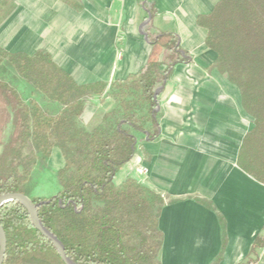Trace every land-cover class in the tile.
<instances>
[{
    "label": "trees",
    "instance_id": "obj_1",
    "mask_svg": "<svg viewBox=\"0 0 264 264\" xmlns=\"http://www.w3.org/2000/svg\"><path fill=\"white\" fill-rule=\"evenodd\" d=\"M197 22L207 30L206 45L217 54L214 66L238 87L242 107L254 120L243 139L238 165L264 184V0H219ZM150 44L144 68L112 86L117 88L121 115L112 119L107 115L103 124L90 130L78 125L77 119L86 98L102 94L104 83H76L45 51L12 53L0 46V195L30 197L42 224L77 264H160L162 196L133 179L120 186L113 181L135 153L136 132H145L148 140L159 135L155 90L175 64L191 60L175 34L158 33ZM8 68L38 90L43 101L57 102L60 109L51 112L39 101L26 102L3 79ZM8 124L12 130L4 140ZM148 124L152 131L145 129ZM53 148L64 159L56 172L60 189L49 197H33V167L38 157L47 159ZM0 223L6 236L3 264H65L53 243L33 226L22 203L2 205ZM220 223L223 249L221 217ZM262 247L260 235L251 253Z\"/></svg>",
    "mask_w": 264,
    "mask_h": 264
},
{
    "label": "crops",
    "instance_id": "obj_2",
    "mask_svg": "<svg viewBox=\"0 0 264 264\" xmlns=\"http://www.w3.org/2000/svg\"><path fill=\"white\" fill-rule=\"evenodd\" d=\"M218 1L7 0V11L0 14L5 50L45 51L76 83L106 85L102 94L86 98L77 119L85 127L113 84L144 68L151 39L177 35L191 60L175 64L161 86L159 135L148 140L145 132H136L135 153L113 180L120 186L133 179L162 196L160 264H214L219 255L215 264H264V247L251 253L255 238L264 240V184L238 165L254 120L242 107L238 87L214 66L217 54L197 22ZM47 164L56 171L64 165L58 148Z\"/></svg>",
    "mask_w": 264,
    "mask_h": 264
},
{
    "label": "rangeland",
    "instance_id": "obj_3",
    "mask_svg": "<svg viewBox=\"0 0 264 264\" xmlns=\"http://www.w3.org/2000/svg\"><path fill=\"white\" fill-rule=\"evenodd\" d=\"M5 3V4H4ZM3 4V5H1ZM7 11V0H0V14ZM2 77L5 81L9 82L13 86L16 87V89L21 94L22 98L29 102L30 100L34 99L36 101H39L40 104L46 109L51 112H56L60 109L61 106L53 107L48 106L45 101L42 100L41 93L36 90L31 84H29L24 78H22L15 70L12 68H8L5 72H3ZM115 93H117V88H111L108 92L109 98L106 99H100L101 100V107H99V111L97 114L94 115L92 118V121L89 122L88 126H82L88 130L91 128L101 125L104 123L105 118L107 115L111 116L109 119H112L116 116L121 115V110L118 109L117 103L115 100ZM144 109H146V106L144 105ZM116 111V112H114ZM112 112L115 114L112 115ZM146 112V110H144ZM78 125H80L78 123ZM81 126V125H80ZM12 130L11 124H8L5 130L4 134V140H7L10 132ZM47 159L38 157L37 161L34 165V168L32 170V178L34 181V188L32 190L31 196L37 197L41 195H51L59 189V184L57 180L56 170L51 169V167L47 164Z\"/></svg>",
    "mask_w": 264,
    "mask_h": 264
},
{
    "label": "water",
    "instance_id": "obj_4",
    "mask_svg": "<svg viewBox=\"0 0 264 264\" xmlns=\"http://www.w3.org/2000/svg\"><path fill=\"white\" fill-rule=\"evenodd\" d=\"M161 86L155 90L154 97L157 98L160 92ZM17 201L22 203L28 210V213L31 217L33 226L39 230L46 238H48L57 249L61 259L65 264H77L68 257L64 245L62 242L51 233L41 222L38 212L37 205L25 194L22 193H5L0 195V207L6 203ZM6 251V236L4 229L0 223V264H3Z\"/></svg>",
    "mask_w": 264,
    "mask_h": 264
},
{
    "label": "built area",
    "instance_id": "obj_5",
    "mask_svg": "<svg viewBox=\"0 0 264 264\" xmlns=\"http://www.w3.org/2000/svg\"><path fill=\"white\" fill-rule=\"evenodd\" d=\"M141 172L146 173L147 169L145 167L141 168Z\"/></svg>",
    "mask_w": 264,
    "mask_h": 264
}]
</instances>
